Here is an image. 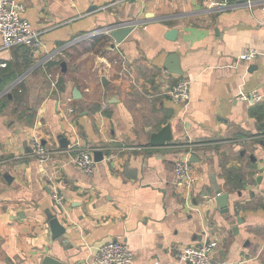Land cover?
<instances>
[{
  "label": "crops",
  "instance_id": "0c3cea01",
  "mask_svg": "<svg viewBox=\"0 0 264 264\" xmlns=\"http://www.w3.org/2000/svg\"><path fill=\"white\" fill-rule=\"evenodd\" d=\"M20 1L40 46L0 42V98L13 88L20 98L0 101V264H88L108 241L129 246L130 264H173L204 241L225 264H264V12L242 0ZM126 22L115 41L109 32ZM249 48L258 54L247 62ZM170 54L181 75L165 67ZM182 78L187 108L164 94ZM251 93L260 99L240 97ZM165 125L171 139L150 145ZM75 135L102 153L92 173L65 152ZM34 136L61 151L40 164ZM189 151L191 184L174 170ZM51 217L65 228L55 239Z\"/></svg>",
  "mask_w": 264,
  "mask_h": 264
},
{
  "label": "built area",
  "instance_id": "2783aa9c",
  "mask_svg": "<svg viewBox=\"0 0 264 264\" xmlns=\"http://www.w3.org/2000/svg\"><path fill=\"white\" fill-rule=\"evenodd\" d=\"M214 1V0H212ZM224 7L233 4L234 0H221ZM244 6L249 10L260 8L264 12V0H242ZM24 4L20 0H0V42L1 49L9 50L19 46L39 47L40 42L36 37V32L32 29L30 22L23 16ZM132 23L126 22L128 26ZM123 25V24H121ZM257 51L253 48L247 49L240 57L250 62L257 56ZM1 67L6 63L1 62ZM190 80L182 78L171 84L164 91L165 96L173 102L187 108L190 103L189 92ZM240 97L251 100H258L260 96L256 94H240ZM70 112L75 111L69 108ZM77 135V134H76ZM75 138L66 147L65 152L70 157V162L81 171L92 173L96 161L93 156V149L82 146L79 138ZM32 153L40 164H44L50 157L58 151L51 149L41 142L37 137L31 139ZM151 148V146L138 147V149ZM193 166L190 160V151L181 159L175 162L174 170L178 178L191 184L194 181ZM53 200L59 206L62 205L63 197L54 191ZM217 247L216 241H204L198 245H188L179 249L174 257L173 264H225L224 261L215 259L213 252ZM133 255L129 246L120 241H108L97 246L93 253V258L88 264H130ZM150 264H163L159 259L152 261Z\"/></svg>",
  "mask_w": 264,
  "mask_h": 264
},
{
  "label": "water",
  "instance_id": "95a60500",
  "mask_svg": "<svg viewBox=\"0 0 264 264\" xmlns=\"http://www.w3.org/2000/svg\"><path fill=\"white\" fill-rule=\"evenodd\" d=\"M132 26H133L132 24L128 25V26H126L124 24L120 25L119 27H117V29L111 30L109 32V34L111 37L114 38L115 41L120 42L132 30ZM175 33H176V30L171 29L167 32V37L170 39L171 37H173L175 35ZM177 59H176V56L174 54H170L168 57V61L170 60L171 64L169 65V62H166L165 67L167 68V70L169 72H173V73L181 75V70H180L179 66L177 65V61H176ZM102 82L103 83L105 82L104 78H102ZM15 83H16V81L13 82L10 85V87L14 86ZM0 95H1V93H0ZM73 95H74L75 99L79 98V94H78L77 89L73 90ZM170 139H171L170 126L165 125L158 132L151 134L150 145L163 146ZM68 143H69L68 140H65V138H62L60 140V145L63 147L67 146ZM99 157H102V153L99 151H96L94 153V160L97 161V160L101 159ZM190 160L192 161V157L190 158ZM2 176L5 180L9 181V174L8 173H3ZM227 198H228V195L226 193L219 194L215 197V201L220 206L222 212L228 211V208L226 206L227 205V202H226ZM48 224H49L53 239L59 237L65 230V228L59 224L58 220L55 217H51L49 219ZM42 264H64V263L60 262L58 259L54 258L53 256L46 255L43 258Z\"/></svg>",
  "mask_w": 264,
  "mask_h": 264
},
{
  "label": "trees",
  "instance_id": "16d2710c",
  "mask_svg": "<svg viewBox=\"0 0 264 264\" xmlns=\"http://www.w3.org/2000/svg\"><path fill=\"white\" fill-rule=\"evenodd\" d=\"M19 47H24V46H19ZM17 48V47H16ZM29 61L31 62V60L29 59ZM27 64H24L21 68H20V66H17V68H15V69H12V68H7L5 71H4V74H3V76L5 77L4 78V80H6L7 82L10 80V79H13L14 78V76L16 75V73L17 72H21V70H23V69H27L28 67H29V65H30V63L27 61L26 62ZM8 67V66H7ZM1 78V77H0ZM7 78V79H6ZM0 83H2V82H0ZM2 88V86L0 85V89ZM16 91H18V90H15V88H13L12 90H11V92L8 94V93H6L3 97V99L4 100H2V102H4V101H6V100H18V99H20L19 97H18V95L16 94ZM0 101H1V99H0ZM1 103V102H0Z\"/></svg>",
  "mask_w": 264,
  "mask_h": 264
},
{
  "label": "rangeland",
  "instance_id": "374dc122",
  "mask_svg": "<svg viewBox=\"0 0 264 264\" xmlns=\"http://www.w3.org/2000/svg\"><path fill=\"white\" fill-rule=\"evenodd\" d=\"M55 84H56V83H55ZM5 94H6V93H3V96H4ZM3 96H2L1 98H3ZM1 98H0V99H1Z\"/></svg>",
  "mask_w": 264,
  "mask_h": 264
}]
</instances>
